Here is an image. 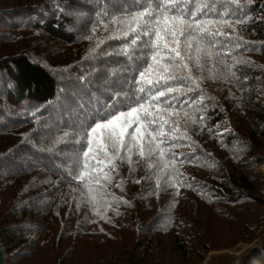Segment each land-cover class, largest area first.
Instances as JSON below:
<instances>
[{"label": "trees", "instance_id": "16d2710c", "mask_svg": "<svg viewBox=\"0 0 264 264\" xmlns=\"http://www.w3.org/2000/svg\"><path fill=\"white\" fill-rule=\"evenodd\" d=\"M124 3L111 0L117 10ZM97 9V0H0V242L6 264H202L208 251L248 244L264 219V0L246 5V22L236 27L235 34L253 42L234 54L243 63L225 58L235 76L202 82L215 100L207 101L203 130L189 128L195 144L182 141L176 149L195 148L200 156L178 164L192 187H181L179 195L176 187L162 191L155 179H142L153 172L134 157L135 171L120 163L109 186L129 203L107 211L85 202L83 185L65 175L72 146L55 144L70 125L124 90L107 78L122 58L83 59L114 27L84 38L93 35ZM226 129L231 132L217 135ZM54 147L59 156L48 154ZM121 179L123 189L116 188ZM244 264H264V246Z\"/></svg>", "mask_w": 264, "mask_h": 264}, {"label": "snow or ice", "instance_id": "6c2138e0", "mask_svg": "<svg viewBox=\"0 0 264 264\" xmlns=\"http://www.w3.org/2000/svg\"><path fill=\"white\" fill-rule=\"evenodd\" d=\"M97 3L90 29L93 35L84 38L92 40L101 27L105 31L114 27L111 35L96 40L83 59L96 64L110 56L122 58L108 69L107 78L124 90L57 138V146H72L65 175L83 185L85 202L107 211L113 203H129L112 195L109 186L119 175L120 163L126 162L134 172L139 162L134 157H139L153 172L142 177L144 181L155 179L162 191L176 187L179 195L181 187L192 184L182 178L178 164L199 161L200 156L195 148L191 152L176 149L183 146L182 141L195 144L189 128L199 124L203 130L207 101L215 100L206 94L202 82L227 81L235 76L234 64L243 63L234 54L242 48L249 50L246 46L253 42L235 33L246 22L245 8L253 0L246 4L241 0H126L119 10L111 0ZM111 40L121 43L109 50L104 45ZM228 57L234 64L225 62ZM80 79L84 83L87 78ZM48 154L59 156L58 147L50 148ZM123 185L121 179L115 187L123 189ZM110 195L111 200L107 199Z\"/></svg>", "mask_w": 264, "mask_h": 264}, {"label": "water", "instance_id": "95a60500", "mask_svg": "<svg viewBox=\"0 0 264 264\" xmlns=\"http://www.w3.org/2000/svg\"><path fill=\"white\" fill-rule=\"evenodd\" d=\"M264 246V220L259 222L255 238L234 250L208 251L202 264H244L254 251L262 250ZM0 264H6L4 248L0 242Z\"/></svg>", "mask_w": 264, "mask_h": 264}, {"label": "rangeland", "instance_id": "374dc122", "mask_svg": "<svg viewBox=\"0 0 264 264\" xmlns=\"http://www.w3.org/2000/svg\"><path fill=\"white\" fill-rule=\"evenodd\" d=\"M261 171H263L264 172V166L263 167H261ZM264 220V219H263ZM23 238L24 239H35L36 238V235L35 234H26V235H24L23 236ZM237 247H230V248H225V249H219V250H234V249H236ZM212 251V250H211Z\"/></svg>", "mask_w": 264, "mask_h": 264}]
</instances>
